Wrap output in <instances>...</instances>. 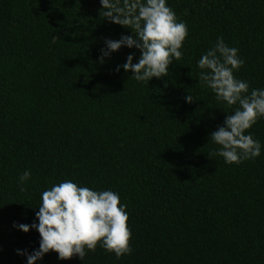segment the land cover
<instances>
[{"label": "trees", "instance_id": "1", "mask_svg": "<svg viewBox=\"0 0 264 264\" xmlns=\"http://www.w3.org/2000/svg\"><path fill=\"white\" fill-rule=\"evenodd\" d=\"M166 3L187 26L182 57L138 83L115 71L137 49L98 59L105 39L132 35L99 0H0V264L38 249L39 234L13 224L35 222L41 192L64 180L119 194L132 251L98 244L83 262L49 251L36 264H264V118L245 133L261 154L225 164L209 134L236 105L196 67L221 37L244 60L234 76L264 88V0Z\"/></svg>", "mask_w": 264, "mask_h": 264}, {"label": "clouds", "instance_id": "2", "mask_svg": "<svg viewBox=\"0 0 264 264\" xmlns=\"http://www.w3.org/2000/svg\"><path fill=\"white\" fill-rule=\"evenodd\" d=\"M99 3L106 20L130 29L132 35H121L118 40L105 39L98 59L103 62V58L110 57L122 46L135 48L140 53L137 61L133 63L135 53H130L122 65L116 66V72L121 68L131 72L130 77L138 83L167 76L169 65L182 57L181 48L188 31L183 21H177L166 0H99ZM243 64L238 49L227 46L221 37H217L215 44L196 63L200 70L198 82L210 89L217 101L236 105L225 116L223 125L209 134V140L217 146L214 154L229 165L261 154L260 142L251 133H245L259 118H264V88L249 92L248 82L234 76ZM193 99L185 96L186 103ZM29 179L27 170L18 177L21 192L25 190L21 185ZM128 219L118 193L97 191L64 180L41 192L35 222L13 224L24 233L35 230L40 237L38 249L31 253L18 249L16 254L26 257V264H36L49 251L55 252L58 260L76 256L83 262L86 250L94 251L99 244L119 259L132 251Z\"/></svg>", "mask_w": 264, "mask_h": 264}]
</instances>
